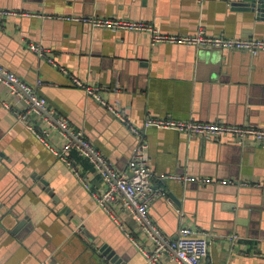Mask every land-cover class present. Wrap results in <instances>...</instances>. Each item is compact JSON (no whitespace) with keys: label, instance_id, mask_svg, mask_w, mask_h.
<instances>
[{"label":"crops","instance_id":"obj_1","mask_svg":"<svg viewBox=\"0 0 264 264\" xmlns=\"http://www.w3.org/2000/svg\"><path fill=\"white\" fill-rule=\"evenodd\" d=\"M243 3L0 0V9L32 14L0 18V65L83 131L118 172L129 174L135 138L75 87L72 77L100 87L108 104L140 129L147 117L264 129V53L152 45L145 34L63 19L145 22L167 35L191 36L203 30L208 36L264 39V22L244 11ZM30 45L44 49L54 63ZM10 102L0 84V264H101L89 240L124 258L125 264H151L146 253L152 246L131 214L119 201L109 210L96 203L94 195L106 184L92 165L71 152L69 159L80 173L76 177L5 109ZM143 131L153 184L165 194L149 207V217L162 233L174 237L181 226L205 233V264H264V144L239 146L231 136L204 142L203 137L173 129ZM48 136L52 146L61 149L58 134L48 130ZM163 175L214 183L183 185L161 181ZM224 180L236 183L218 184ZM177 211L184 213L182 220ZM234 234L232 244L229 237ZM155 264L177 263L161 256Z\"/></svg>","mask_w":264,"mask_h":264},{"label":"built area","instance_id":"obj_2","mask_svg":"<svg viewBox=\"0 0 264 264\" xmlns=\"http://www.w3.org/2000/svg\"><path fill=\"white\" fill-rule=\"evenodd\" d=\"M32 14L15 10L0 9V18L24 17ZM63 20L79 24H88L92 28L103 29L111 32L126 31L149 36L152 45H185L195 48H217L228 51L245 52L251 56L264 53V39L256 38H225L208 36L203 30H199L191 36L167 35L159 33L152 25L145 22H135L119 19H105L97 17H67ZM30 50L46 59L44 49L37 45H30ZM53 64L52 59H46ZM41 84L40 82H38ZM0 84L6 88L12 102L4 104L6 110L16 116L26 129L49 151L69 166L76 177L80 173L69 159L71 152H76L81 158L87 160L93 167L94 173L104 181L106 189L99 195H94L98 206L109 210L110 207L120 202L122 207L135 219L140 233L149 241L152 251L146 253L151 264L157 262L158 257L166 256L177 264H205L208 257V239L205 233L196 229L181 226L174 237H168L152 222L149 217V207L152 202L164 197V189L153 184V173L149 167V145L144 137V131L148 128L173 129L190 137L200 136L212 140L221 136H231L239 146L247 144H264V129H256L246 126H232L223 123H198L178 122L167 119L147 117L143 129L135 127L128 117L102 97L98 86L90 85L72 77V84L84 91V93L104 107L110 115L123 124L136 140L128 161L129 174L118 172L110 161L95 147L83 131L75 127L64 117L56 114L49 107L48 102L39 96L35 88L26 84L21 78L0 65ZM48 130L56 132L63 140L61 149L52 146L48 139ZM161 181H176L183 185L195 183L209 185L214 183L211 179L190 177L183 175H163ZM240 182V181H239ZM238 182V183H239ZM218 183V182H217ZM235 181H220V185H232ZM246 185L245 183H240ZM179 220L184 213L177 211ZM134 244L138 243L131 239ZM237 235L229 237L233 244Z\"/></svg>","mask_w":264,"mask_h":264},{"label":"water","instance_id":"obj_3","mask_svg":"<svg viewBox=\"0 0 264 264\" xmlns=\"http://www.w3.org/2000/svg\"><path fill=\"white\" fill-rule=\"evenodd\" d=\"M240 6L244 11L254 14L257 20L264 22V0H244V3ZM202 141L207 142L205 139ZM89 243L96 252L98 257L97 261L101 264H125L124 258H120L104 245H98L94 240H89Z\"/></svg>","mask_w":264,"mask_h":264}]
</instances>
